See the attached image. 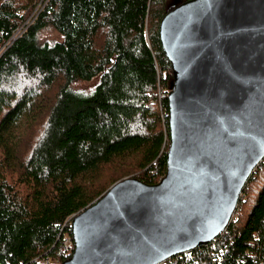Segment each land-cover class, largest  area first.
Here are the masks:
<instances>
[{"label": "trees", "instance_id": "obj_1", "mask_svg": "<svg viewBox=\"0 0 264 264\" xmlns=\"http://www.w3.org/2000/svg\"><path fill=\"white\" fill-rule=\"evenodd\" d=\"M180 1L0 0V264L63 260L66 217L124 175L163 174L166 97L150 99L171 69L157 24ZM47 24L61 38L39 43ZM94 75L89 92L69 88ZM156 264H264V156L222 232Z\"/></svg>", "mask_w": 264, "mask_h": 264}, {"label": "water", "instance_id": "obj_2", "mask_svg": "<svg viewBox=\"0 0 264 264\" xmlns=\"http://www.w3.org/2000/svg\"><path fill=\"white\" fill-rule=\"evenodd\" d=\"M170 63L165 168L74 213L57 264H156L210 241L264 156V0H182L159 18Z\"/></svg>", "mask_w": 264, "mask_h": 264}, {"label": "built area", "instance_id": "obj_3", "mask_svg": "<svg viewBox=\"0 0 264 264\" xmlns=\"http://www.w3.org/2000/svg\"><path fill=\"white\" fill-rule=\"evenodd\" d=\"M39 4L40 3H38L37 6L34 8V10L30 13V15L19 26H17L14 29V31L12 32L9 39L5 42L6 44L10 43L15 37L20 35L26 29V27L34 20V18L37 15V12L41 6V4L40 5ZM168 89L169 88L163 89L162 87L157 86L155 88V90L153 91L154 96L150 99V101L157 100L159 103V101L161 100L162 97H164V96L166 97ZM159 107L161 109L160 104H159ZM235 205H236V203H235ZM72 215L73 214L69 215L68 217H66L64 219V224L66 225L68 230L67 229L62 230L58 236L59 248L61 250V253L65 257H68L71 254L73 247H74V242H73V239H72V236L70 233V229H69L70 219H71ZM234 217H235V206H234L228 220H231ZM224 227L210 241H212L219 233H221L222 230L224 229ZM50 261H51V259L49 257H42V258L38 259L36 263H31V264H50Z\"/></svg>", "mask_w": 264, "mask_h": 264}, {"label": "rangeland", "instance_id": "obj_4", "mask_svg": "<svg viewBox=\"0 0 264 264\" xmlns=\"http://www.w3.org/2000/svg\"><path fill=\"white\" fill-rule=\"evenodd\" d=\"M40 2H41V0H40ZM29 15L30 14H28V16ZM60 38H61V35L52 26H50L49 24H47V25L39 28L38 31H37V42H39V43L40 42H49V43H51V42H53L55 40H58ZM97 80H98V76L97 75H94L89 80H76V81H73L70 84L69 88L72 91H75V92L86 93V92H89L93 88V86L97 82ZM127 176H134V177H136L134 175V173H130L128 175H124L123 177H127ZM242 219H243L242 216H240L238 222L241 223L242 222ZM51 262H54V263L57 264L59 261H54L53 259H51Z\"/></svg>", "mask_w": 264, "mask_h": 264}]
</instances>
